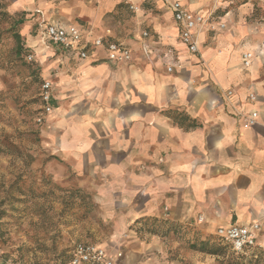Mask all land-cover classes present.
<instances>
[{
  "label": "crops",
  "instance_id": "0c3cea01",
  "mask_svg": "<svg viewBox=\"0 0 264 264\" xmlns=\"http://www.w3.org/2000/svg\"><path fill=\"white\" fill-rule=\"evenodd\" d=\"M34 1L14 0L9 11L36 7ZM102 1L109 12L118 5ZM84 2L63 0L47 18L124 43L133 59L112 64L104 49L88 60L59 49L41 55L53 96L42 137L64 163L48 164L46 172L61 180L71 171L73 183L90 188L125 229L156 217L216 235L219 227L264 221V23L247 22L254 5L245 3L236 15L222 2L211 11V0H183L191 12H214L227 25L198 29L199 54H191L162 4H145L142 10L155 8L149 19L113 31L75 22L87 16ZM245 53L253 55L249 67ZM239 112H257V124L246 127ZM258 244L264 247V232ZM129 248L118 264H137L141 256Z\"/></svg>",
  "mask_w": 264,
  "mask_h": 264
},
{
  "label": "rangeland",
  "instance_id": "374dc122",
  "mask_svg": "<svg viewBox=\"0 0 264 264\" xmlns=\"http://www.w3.org/2000/svg\"><path fill=\"white\" fill-rule=\"evenodd\" d=\"M13 1L0 0V262L68 264L77 244L94 243L125 255L133 246L134 254L141 256L137 264H228L236 258L245 264H264V247L238 254L213 232L194 224L149 217L121 228L120 220L106 216L105 204L95 201L98 196L90 188L73 183L71 171L61 180L46 172L48 164H64L48 153L49 145L42 137L49 115L41 124L36 121L44 109L42 74L48 68L41 55L64 51L44 40L43 33L53 23L48 15L56 13L55 4L63 0H35L36 7L16 12L9 11ZM83 1L87 16L75 22L92 26L93 21V26L113 31L126 24L139 26L150 18L148 14L155 13L154 6L139 13L119 10L123 4L118 0H110L119 5L112 12L102 9L103 1ZM211 1V11L222 2L224 10L236 15L237 9L251 3L255 9L247 22L264 23V0ZM32 40L40 42L36 46ZM163 220L170 224L159 222ZM120 261L121 257L117 264Z\"/></svg>",
  "mask_w": 264,
  "mask_h": 264
},
{
  "label": "built area",
  "instance_id": "2783aa9c",
  "mask_svg": "<svg viewBox=\"0 0 264 264\" xmlns=\"http://www.w3.org/2000/svg\"><path fill=\"white\" fill-rule=\"evenodd\" d=\"M134 13H139L145 4H162L167 8L174 21L180 28L181 41L191 54H199V37L197 30L207 28L212 32L225 30V23L217 22L214 12L207 15L193 13L188 10L183 0H118ZM0 11L3 5L0 3ZM109 33V32H108ZM107 33V34H108ZM109 35V34H108ZM147 32L142 38L148 37ZM46 40L54 45L61 46L66 52L76 55L81 60H88L95 55L97 49H104L107 53V61L115 65H128L133 59L131 48L124 43L108 40L107 36H96L93 31L84 29L78 25L47 24L45 28ZM29 61L33 56H29ZM252 53H245L243 61L245 67L252 63ZM169 72L173 67L168 68ZM227 99L233 97L232 90L226 91ZM41 99L44 105L43 112L36 121L43 123L47 115L52 113V83L45 81L41 88ZM255 101V96H250ZM238 115L245 118V126L252 127L257 124L259 115L252 112L249 116L239 112ZM202 221V219H200ZM264 232V221H256L250 225H231L219 227L216 236L223 242L230 244L232 250L238 254L259 246V238ZM121 254H112L104 247L94 243H79L74 247L73 255L68 264H117ZM2 264H16L12 260L1 261Z\"/></svg>",
  "mask_w": 264,
  "mask_h": 264
},
{
  "label": "trees",
  "instance_id": "16d2710c",
  "mask_svg": "<svg viewBox=\"0 0 264 264\" xmlns=\"http://www.w3.org/2000/svg\"><path fill=\"white\" fill-rule=\"evenodd\" d=\"M159 222H161V223H165V224H170L169 223V221H167V220H163V221H159ZM174 222H172V224H173ZM175 224V223H174ZM177 224V223H176ZM219 239V238H218ZM220 240V239H219ZM221 241V240H220ZM221 242H223V241H221ZM223 243H225V242H223ZM226 245H228L231 249H232V247H231V245L230 244H227V243H225ZM204 246H205V244H204ZM259 248V246L258 247H256V248H254V249H258ZM254 249H250V250H247V251H245L244 253H246V252H249V251H251V250H254ZM209 253H211V254H216L215 252H209ZM243 253V254H244ZM236 259H239V258H236ZM236 259H232L231 260V262H229L228 264H245V263H243V262H239V260H236ZM248 262V264H252V262L251 261H247Z\"/></svg>",
  "mask_w": 264,
  "mask_h": 264
}]
</instances>
